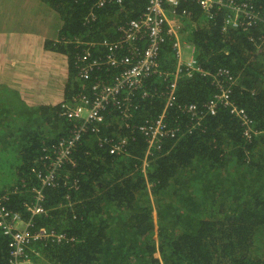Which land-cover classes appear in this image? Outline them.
I'll return each mask as SVG.
<instances>
[{"label": "trees", "instance_id": "trees-1", "mask_svg": "<svg viewBox=\"0 0 264 264\" xmlns=\"http://www.w3.org/2000/svg\"><path fill=\"white\" fill-rule=\"evenodd\" d=\"M44 1L63 21L58 39L46 41L45 46L67 55L64 100L81 87L76 58L87 44L116 39L117 26L137 18L147 2H112L96 8L95 19L87 20L95 0ZM254 3L264 9V0ZM182 9L189 14L183 18L181 42L194 45L202 69L227 68L234 75L231 99L260 132L247 141L239 121L221 106L213 115L204 114L201 123L188 131L194 122L178 105L195 103L203 110L215 88L207 76L198 72L187 76L182 66L176 104L164 112L176 134L159 138L151 147L138 128L161 115L172 77L151 75L129 100L121 94L131 104L128 111L108 105L103 121L90 124L72 152L73 163L59 171L53 187L44 189L45 212L31 216L35 227L52 228L73 239L66 244L35 243L38 255L30 253L35 262L264 264V244L260 250L258 244L264 238V38L260 37L264 27L223 29L224 9L209 17L195 2L181 0ZM166 41L159 62L168 74L175 71L178 59L174 41ZM101 51L96 45L92 52ZM114 72L95 74L110 79ZM59 112L60 104L24 108L0 89V157L11 164L10 183L1 184L0 174V196L8 195L2 204L25 220L30 215L23 203L31 200L33 184H39L30 169L39 165L45 147L69 134L71 123ZM105 140L118 146L119 152L110 153L111 144ZM228 197L231 200L226 202ZM8 243L0 229V264H11Z\"/></svg>", "mask_w": 264, "mask_h": 264}, {"label": "built area", "instance_id": "built-area-1", "mask_svg": "<svg viewBox=\"0 0 264 264\" xmlns=\"http://www.w3.org/2000/svg\"><path fill=\"white\" fill-rule=\"evenodd\" d=\"M73 1L79 2L80 0ZM180 1L147 0L144 10L137 18L117 26L118 36L116 39L111 41L103 39L97 44L88 43L87 47L77 56L76 70L81 87L72 94L70 99L62 100L59 103L60 116L71 123L69 134L60 138L52 147H45L39 157V165L30 169L39 184H33L31 200L23 203V207L30 215L29 219H22L19 213L2 204L4 199H9L8 195L0 196L2 199L0 201V229L9 239L11 264H38L31 261L27 255L28 251L33 250L32 247L35 243L53 241L56 244H66L72 241L73 238L64 232H56L52 228L46 229L43 226L35 227L31 216L45 212L42 206L44 189L53 187L56 184L59 171L67 163H73L72 152L90 124L103 121V113L108 105L122 107L124 111H128L131 104H126L122 100L121 94L124 93V99L129 100V95L142 87L145 80L151 75L164 78L169 74L172 76L166 86L168 88L165 91L166 102L163 112L156 119H150L138 128L148 136L151 147L159 138L176 134V129L168 126L165 121L164 112L167 107L176 104V80L182 66H185L187 76L197 72L201 73L210 79L215 88L214 94L203 105L204 111L200 110L195 103L178 105L181 111L189 114L194 122L188 131L201 123L204 114L213 115L216 113L217 107L221 106L227 108L229 113L239 121L242 136L247 141L260 132L244 108L238 107L232 101L231 92L235 85V77L227 68H218L213 72L202 69L194 57V46L190 43H186V47L191 50L192 54L185 63L181 61V37L173 22L183 19L189 12L186 9L179 11ZM191 1L195 2L209 17L214 11L224 9L226 17L223 29L231 27L245 31L259 24L264 27V9L254 7L255 0ZM112 2L120 4L121 0H95L86 19H95V9ZM174 18L177 19L174 20ZM167 39L174 41L172 47L175 49L178 59L175 71L168 74L161 71L159 62V53ZM96 45L102 49L99 54L92 52ZM109 69L115 70L110 79L95 74L97 71ZM130 114L131 112L128 114V119ZM105 141L111 144L110 153L119 152L118 146L112 144L110 140ZM124 142L125 139L120 140L121 144ZM35 255L38 253L35 252Z\"/></svg>", "mask_w": 264, "mask_h": 264}, {"label": "crops", "instance_id": "crops-1", "mask_svg": "<svg viewBox=\"0 0 264 264\" xmlns=\"http://www.w3.org/2000/svg\"><path fill=\"white\" fill-rule=\"evenodd\" d=\"M2 1L0 89L7 90L15 102L24 108L59 104L64 100V87L68 80V58L64 53L47 49L45 42L58 39L63 23L60 14L44 0H9L12 5L6 8ZM20 1L22 3L18 6ZM42 5L47 6L43 14ZM51 9L59 17L56 28L51 25ZM173 25L181 37L183 19L176 20ZM186 43H182L183 48H187ZM184 56L186 59L189 51L185 50ZM28 127L24 124L23 130Z\"/></svg>", "mask_w": 264, "mask_h": 264}, {"label": "rangeland", "instance_id": "rangeland-1", "mask_svg": "<svg viewBox=\"0 0 264 264\" xmlns=\"http://www.w3.org/2000/svg\"><path fill=\"white\" fill-rule=\"evenodd\" d=\"M3 3V6L6 8L7 5H12L11 3H9V0H4L2 1ZM22 3V1L19 2L18 6ZM47 10V6H41V12L42 14L44 12H46ZM42 14H41V17H42ZM50 20H51V25L53 28H56V26L59 24V17H58V14L56 13V11L54 9H51L50 12ZM184 44V43H183ZM184 46V45H183ZM182 47V46H181ZM182 50H183V47H182ZM10 131H14V128L11 126L9 128ZM11 164L9 163V161H7L6 157H0V174H1V184L2 183H10V177H11V173H10V167ZM238 195L240 196V194L238 193ZM152 198V204H153V208H156V203L154 202L155 199L153 198V196H151ZM231 200V197H228L226 199V202L230 201ZM154 215H155V220H156V213L154 211ZM154 235V238H155V241L156 243H158V234H157V230L154 231L153 233ZM264 242V238L258 243L259 244V250L261 249V247L263 246V243ZM264 248V246H263ZM30 253H33L32 251H30ZM262 255V254H261ZM25 264V263H24Z\"/></svg>", "mask_w": 264, "mask_h": 264}, {"label": "clouds", "instance_id": "clouds-1", "mask_svg": "<svg viewBox=\"0 0 264 264\" xmlns=\"http://www.w3.org/2000/svg\"><path fill=\"white\" fill-rule=\"evenodd\" d=\"M262 36V38H264V32H262L261 34H260V37ZM263 41V39L260 41V42H262ZM259 42V43H260ZM259 43H256V45H258ZM182 48V47H181ZM185 50H187V51H189V56L185 59V56H184V51ZM191 50L190 49H188V48H183V50H182V58H181V61L182 62H186L188 59H189V57L191 56ZM194 57H195V48H194ZM32 249H33V247H32ZM34 254H35V252H37V251H35L34 249L33 250H31ZM27 255L31 258V255H30V251H28L27 252ZM31 261H33V262H35L32 258H31ZM35 263H38V262H35ZM26 264V263H25ZM39 264V263H38Z\"/></svg>", "mask_w": 264, "mask_h": 264}]
</instances>
